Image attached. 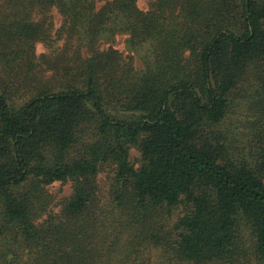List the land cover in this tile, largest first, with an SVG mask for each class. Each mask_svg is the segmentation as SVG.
<instances>
[{"label":"trees","instance_id":"1","mask_svg":"<svg viewBox=\"0 0 264 264\" xmlns=\"http://www.w3.org/2000/svg\"><path fill=\"white\" fill-rule=\"evenodd\" d=\"M117 34L142 69L100 48ZM239 90L237 150L223 123ZM0 207V264H112L127 233L182 264H264V0H0ZM179 208L177 236L156 233Z\"/></svg>","mask_w":264,"mask_h":264},{"label":"rangeland","instance_id":"2","mask_svg":"<svg viewBox=\"0 0 264 264\" xmlns=\"http://www.w3.org/2000/svg\"><path fill=\"white\" fill-rule=\"evenodd\" d=\"M155 0H138V5L143 10H149L152 7V4ZM53 16V36L56 37V32L63 24L64 17L61 13L54 9L52 11ZM127 34H117L113 41L101 40L100 48L105 49L109 46L120 50L125 56L132 57L135 63L136 68L142 69L145 66L144 52L142 50L132 49L128 42ZM64 45V40H57L53 46L45 43L38 42L36 45V51L38 55L43 53L46 54H57L61 52ZM244 92L239 90L235 92L232 96V112L229 117L223 123L224 129L227 130L228 135L231 139L234 138L235 149L239 150V147L246 145V135L245 132L248 131V122L250 121L251 114L248 112L245 104V99L243 97ZM30 95L29 92L24 93L20 91L16 95V100L22 102L26 100ZM110 113L116 115L120 118H129L131 112L124 111L123 109H115L111 106H107ZM134 118V116H133ZM130 161L136 166L140 167L142 164V156L140 150L133 146L130 149ZM111 173L107 170H103L99 176L98 181L104 201H106V195L110 189L111 183ZM50 192L56 197V205L53 207L54 211L60 210L59 202L72 194V182H55L49 185ZM58 203V204H57ZM3 215V208L0 207V216ZM183 215L182 208L176 209L170 216L164 218L160 221L161 231L155 230L156 233H160L161 236L168 238V236L176 237L177 229L176 224L179 220V217ZM128 234V233H127ZM126 234V238L123 240L121 247L118 248V251L115 253V260L112 261V264H182L177 260L172 258L170 250L167 249L166 244L156 245L155 243L150 244L149 242H139L135 241L132 243L134 238H129ZM169 236V237H170ZM130 239V240H129ZM4 243L0 242V253L4 251ZM27 254H24V259H26ZM25 264V260H23Z\"/></svg>","mask_w":264,"mask_h":264}]
</instances>
